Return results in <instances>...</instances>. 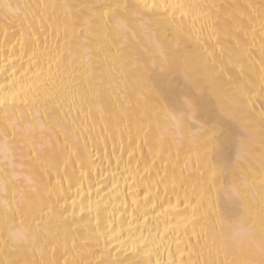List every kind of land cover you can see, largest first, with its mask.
I'll return each instance as SVG.
<instances>
[{"label": "bare ground", "instance_id": "bare-ground-1", "mask_svg": "<svg viewBox=\"0 0 264 264\" xmlns=\"http://www.w3.org/2000/svg\"><path fill=\"white\" fill-rule=\"evenodd\" d=\"M3 2L0 264L259 260L224 240L264 217V0ZM161 53L211 94L205 129L233 113L223 143L174 127L166 77L135 72Z\"/></svg>", "mask_w": 264, "mask_h": 264}, {"label": "snow or ice", "instance_id": "snow-or-ice-1", "mask_svg": "<svg viewBox=\"0 0 264 264\" xmlns=\"http://www.w3.org/2000/svg\"><path fill=\"white\" fill-rule=\"evenodd\" d=\"M0 6L8 7L7 4L3 2V0H0ZM110 7V6H105ZM117 7H124L126 9L131 10V13L134 16H141V7L147 9L149 5L145 4L143 6L137 5V4H127V5H117ZM152 8L156 9H164L165 14H167L168 10L170 8L174 9L176 7L183 8V5H167V4H153L151 5ZM104 15H107V13H104ZM35 55V51L33 53ZM13 71H17L16 65H12ZM23 69V65H21V69ZM31 67H29L27 70H24L25 75H27L28 71H31ZM135 72L141 77L146 79H151L154 76L162 75L166 77L168 81V87L167 89H160L158 93V98H166L170 102L169 105H171L170 110L168 112V119L171 121L172 125L176 127L177 129L186 127V126H193L197 127L202 130L204 136H205V143L207 145H215L217 142L223 143L222 137L219 134L220 130H223L225 126L230 122L234 120L233 113L223 107H220L217 113V118L215 120V124H213L211 127L205 129L203 125L200 123L202 117L199 114L200 108H201V102L205 100V98H211V94L209 93L208 89L202 85L199 81L191 80L187 73H181L178 68L172 67L169 64L168 58L166 56H163V53H161V59L159 61V64L157 65L156 62H153L151 65L144 64L139 65L135 68ZM183 75L184 81L183 85L182 82L178 79L179 76ZM185 87L190 89L189 92H181V87ZM13 97H15L16 93H11ZM183 97L181 102L178 106H172V103L176 101L177 98ZM29 97L27 94H24L20 97V102H24L25 100H28ZM13 102H16L15 99ZM5 104V100L3 98H0V107H2ZM151 115V113H149ZM78 160L83 161L82 163V169L84 166L87 165L86 155L84 157L78 156ZM75 162V161H74ZM95 161H93L94 163ZM119 161H117V164ZM110 166V164H109ZM89 171H91V168L89 167ZM83 175V170L81 172ZM232 191L238 201H242V194L236 190V186L232 185ZM97 225H99V220H97ZM260 259H238L233 260L232 264H264V247L260 250Z\"/></svg>", "mask_w": 264, "mask_h": 264}, {"label": "clouds", "instance_id": "clouds-1", "mask_svg": "<svg viewBox=\"0 0 264 264\" xmlns=\"http://www.w3.org/2000/svg\"><path fill=\"white\" fill-rule=\"evenodd\" d=\"M229 193L231 194L230 189ZM224 243L226 246L236 248L246 247L260 254L261 248L264 247V217L261 218L258 229L244 226L231 228L225 236Z\"/></svg>", "mask_w": 264, "mask_h": 264}]
</instances>
